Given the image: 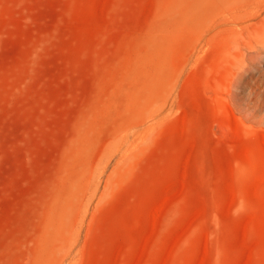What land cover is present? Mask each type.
<instances>
[{"label":"rangeland","instance_id":"374dc122","mask_svg":"<svg viewBox=\"0 0 264 264\" xmlns=\"http://www.w3.org/2000/svg\"><path fill=\"white\" fill-rule=\"evenodd\" d=\"M233 11L264 35V0H0V264H264Z\"/></svg>","mask_w":264,"mask_h":264},{"label":"bare ground","instance_id":"6f19581e","mask_svg":"<svg viewBox=\"0 0 264 264\" xmlns=\"http://www.w3.org/2000/svg\"><path fill=\"white\" fill-rule=\"evenodd\" d=\"M241 3V2H240ZM238 4H239V2H238ZM247 6H248V4H247ZM242 7V6H241ZM263 8V7H262ZM254 10H256V9H254ZM259 10V9H258ZM253 11V10H252ZM236 13V11H233V12H230V13H228L227 15V17H226V15H223L222 14V17L220 18V19H224V22H225V20H226V25L227 24H234V30L236 31V29L237 28H235L236 27V25H240L241 26V29H243L244 30V32L243 33H246L245 34V36L247 37V42L250 40V43L248 42V44H244L245 42H246V39H245V41H243L242 42V44H243V47H241V48H243L242 50H244V55H246L247 56V58L248 57H250L251 55H254V54H257V53H259V51H260V49L258 48L259 46V42L260 41H262L263 40V37H264V35H262L261 36V33H260V31L262 32L263 30L262 29H258V27H257V25H258V23H254V24H248L249 22H251L250 21V19L252 18V17H248V15H247V17L245 16V17H243L242 19H239V18H241L240 16H238V14L236 15L235 14ZM249 13H250V11H249ZM262 16V15H261ZM264 16V15H263ZM238 17V18H237ZM219 18V16L218 15H215V17H214V19H218ZM214 19H212V20H214ZM262 19V18H261ZM260 21V20H259ZM224 22H221L220 20H218V22H212L213 23V25L211 26V29L212 30H214V32H218L217 30H219L220 28L218 27L219 25H221V23H224ZM228 22V23H227ZM248 22V23H247ZM252 22H253V19H252ZM258 22V21H257ZM211 24V23H210ZM263 25H264V23H263ZM251 26V27H250ZM250 27V28H249ZM219 28V29H218ZM262 28V27H261ZM228 29H229V27H228ZM231 29V28H230ZM240 29V28H239ZM239 29H237L238 31H239ZM264 29V28H263ZM211 30V31H212ZM260 30V31H259ZM237 31V32H238ZM213 32V31H212ZM241 31H239V33H240ZM260 33V34H259ZM256 34H258V36L257 37H259V38H257L258 40L260 39V38H262V39H260V41H255V38L253 37V36H255ZM264 34V33H263ZM241 35V34H240ZM249 35L250 36H252V39H253V42H252V40L250 39V37H249ZM244 37V36H243ZM245 37V38H246ZM256 37V36H255ZM244 39V38H243ZM254 41L257 43L256 45L258 46H255L253 43H254ZM264 41V40H263ZM246 42V43H247ZM252 42V43H251ZM262 43V42H261ZM263 44V43H262ZM261 44V45H262ZM263 47H261V50H264V45H262ZM263 48V49H262ZM261 52V51H260ZM264 52V51H263ZM245 56V57H246ZM129 151V150H128ZM124 154H126V153H124ZM107 184V183H106ZM102 196H103V194H102ZM101 196V197H102ZM100 197V198H101ZM70 262H68V264H69Z\"/></svg>","mask_w":264,"mask_h":264}]
</instances>
